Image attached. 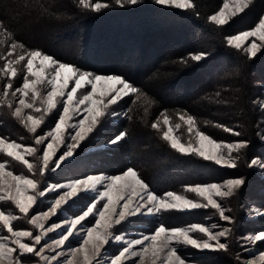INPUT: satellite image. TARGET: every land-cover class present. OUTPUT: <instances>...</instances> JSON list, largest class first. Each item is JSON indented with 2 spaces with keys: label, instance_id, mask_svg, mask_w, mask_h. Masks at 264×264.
Masks as SVG:
<instances>
[{
  "label": "snow or ice",
  "instance_id": "obj_1",
  "mask_svg": "<svg viewBox=\"0 0 264 264\" xmlns=\"http://www.w3.org/2000/svg\"><path fill=\"white\" fill-rule=\"evenodd\" d=\"M139 2L140 0H114V4L121 8ZM154 2L157 5L182 10H195L197 7L195 0ZM74 3L83 10L97 13L112 6L101 0H74ZM254 6L255 0H224L223 6L207 19L216 26H230L234 18ZM0 36L5 38L0 39V44L6 43L7 40L12 41L6 56L0 57L6 61L3 68H0V76L7 78V83L0 92V106H6L11 110L12 117L34 135L36 145L25 146L0 136V154L25 165L33 177L38 174L43 178L47 172H55L67 164L81 142L96 130L102 117L117 115L112 106L117 105L125 97H135L133 100L135 103L141 96L146 95L122 74L94 73L72 63L63 62L40 49H28L23 42L15 40L14 33L5 28L3 21H0ZM223 40L226 46L245 53L248 59L255 58L257 53L264 49V12L260 14L258 23L251 30L226 33ZM246 41L249 43L246 44ZM17 48L21 51L14 58H8L13 57ZM208 55L209 53L205 51L190 52L180 59V63L186 66L190 61L198 64ZM22 62V84L14 88L13 78L18 76L17 66ZM38 86H43L47 90L46 95ZM17 94L18 103L14 106ZM26 109L32 111L25 113ZM81 111L86 115L78 123H70ZM49 114L53 119L48 123L53 126L41 134L38 129H41L42 125L48 126L45 117ZM161 116L163 124L168 126L162 138L171 148L183 155H194L216 165L236 169L243 158L242 153L250 145L247 139L218 141L196 127L194 116L183 113L179 115V119L188 126L189 133L194 131L195 136L194 142L189 141L185 145L179 137H174L170 117L166 113H161ZM180 126L176 124L175 129H179ZM151 127L159 128V120L152 123ZM216 127L223 128L225 132L235 137L243 135L230 127L219 124ZM69 128L75 129L71 143L65 138ZM126 135L125 131H121L109 143L116 144ZM257 135L264 140V134ZM26 157H34L36 162ZM247 166H259L264 169V160L259 157L252 158ZM6 167H10L7 161H0V202H10L24 218H27V222L33 228L40 231L34 234L29 230H16L13 221L20 217L13 211L0 210V226L10 234V237L0 235V264H33L32 256L39 257L45 264H52V261H56V264H146V261L150 264H187V258L180 251L182 246L227 252L229 244L221 242V237H227L231 229L225 227L213 232V229L218 227L217 224L208 227L201 223H190L186 227H172L161 221L151 235L131 239L126 238L121 232L123 225L133 217L156 216L172 210L211 208L216 210L221 220L231 223L232 217L226 214L231 212V209L225 208L216 198L223 200L232 197L246 184L245 177L237 176L220 183L197 184L186 189L201 197L206 201L204 203L171 191L165 192L162 196L158 195L150 189L138 171L131 167L118 175H89L68 183L50 185H44L40 180L30 178L28 175L15 174L13 170H6ZM65 189L63 195L57 192ZM46 192L57 193L58 198L51 203L47 212L40 211L38 214L30 215V210L35 213L34 206L40 203L39 198L45 197ZM90 193L94 195L89 197ZM81 194L88 199V203L84 205L81 214L76 215L71 221H65L59 238L53 241L56 248L66 249V252L62 250L54 256L43 255L46 248H52V244L45 243L40 246L42 240L48 233L62 228L61 224L52 223L45 229V221H48L50 216L57 215L61 205L74 197L79 199ZM251 211L264 216V210L260 208H253ZM85 223L91 226L85 227ZM197 233L200 235H194ZM73 237L77 238V246L70 243V238ZM244 239L252 244L264 243V230L249 234ZM113 242L120 244V248L116 254L104 259L105 246ZM245 251L252 254L250 249L245 248ZM259 260L264 261V251H260ZM245 264H256V261L250 260Z\"/></svg>",
  "mask_w": 264,
  "mask_h": 264
},
{
  "label": "trees",
  "instance_id": "obj_2",
  "mask_svg": "<svg viewBox=\"0 0 264 264\" xmlns=\"http://www.w3.org/2000/svg\"><path fill=\"white\" fill-rule=\"evenodd\" d=\"M101 2L112 6L97 13L83 10L74 0H0V21L28 49H40L94 73L122 74L146 94L135 103V97L121 100L123 118L105 128L112 136L125 131L126 137L110 147L107 154H85L79 163L103 159L111 172L134 168L157 193L243 176L246 184L238 191L237 199L259 198L255 186L262 178L256 166L247 165L255 157L264 160V140L257 135L264 134V49L248 59L245 53L226 46L223 37L254 27L264 12V0H255L254 7L224 27L207 19L222 7L224 0H195V10L157 5L154 0H140L123 8L114 0ZM111 38L116 40L109 42ZM11 42L0 44V57L6 56ZM20 51L17 48L8 58ZM126 51L133 56L128 58L133 65L121 55ZM199 51L209 55L198 64L180 63L182 57ZM101 52L104 57L92 56ZM5 62L0 59V68ZM17 67L14 88L22 84L23 62ZM5 83L7 78L0 76V92ZM161 113H166L172 122L179 121L180 114L192 115L196 127L218 141L249 140L239 167H222L171 148L162 138L160 122L159 128L151 127L163 118ZM218 124L243 135L235 137L216 127ZM0 136L24 144L32 143L33 138L6 106H0ZM181 140L186 143L188 138ZM155 165L161 169L170 166L181 175H161ZM161 176L168 179L156 184Z\"/></svg>",
  "mask_w": 264,
  "mask_h": 264
},
{
  "label": "rangeland",
  "instance_id": "obj_3",
  "mask_svg": "<svg viewBox=\"0 0 264 264\" xmlns=\"http://www.w3.org/2000/svg\"><path fill=\"white\" fill-rule=\"evenodd\" d=\"M223 6V5H222ZM251 30V29H248ZM121 38V37H120ZM119 38V39H120ZM255 38H250L253 40ZM115 38H111L108 41L113 42ZM249 43L246 41V44ZM259 43V41H257ZM101 45V44H99ZM103 47V45H102ZM71 48V47H70ZM104 48V47H103ZM91 54V53H90ZM93 54V53H92ZM123 57H126V63L133 65L132 61L129 60V57H133L130 52L126 51L124 54H121ZM90 58L94 57H104V52L97 53L96 55L93 54L88 55ZM116 57L121 58L118 54ZM118 58V59H119ZM123 59V58H122ZM129 60V61H128ZM140 67V66H137ZM103 74V73H98ZM41 88V91L44 92L46 95V89L43 86H38ZM18 97L16 99V103H18ZM83 106H81V109ZM112 109L117 113V115H107L101 118V123L97 126L96 130L93 133L89 134L88 138L81 142L80 146L76 149L73 158H71L67 164H65L60 169H57L55 172H47L43 178H41L38 174L33 177L32 173H29L27 167L20 162L13 161L11 158L7 157L4 154H0V161H7L8 166L6 170H13L15 174H24L28 175L30 178H35L41 181L44 185H50L55 183H68L74 179H83L89 175H118L120 174L123 169L119 172H111V166L107 164V161L103 159L95 160L92 159L90 163H79L82 160L85 154H93L94 156H98V154H107L108 149L114 144H110L109 141L114 138L109 132H106V129L113 124L117 123L123 118V113L119 108V103L117 105L112 106ZM32 110L26 109L25 113H29ZM34 115H40L39 113H32ZM86 115L83 111L76 114L70 123L76 124L83 116ZM53 119V116L49 114L45 117L46 124L48 125L45 127L44 125L41 126V129H38V132H46L48 127L53 126L51 123H48ZM160 126L164 129V131L168 130V126L163 124V118L159 119ZM171 125L173 126V135L174 137H179L181 139H185L187 145L189 141L195 140L194 131L192 133L188 132V126L181 120L174 122L170 121ZM180 124L179 129H175V125ZM106 128V129H105ZM264 130V129H263ZM188 133V134H186ZM75 134V129L69 128L65 133V138L68 143H71V136ZM32 143L28 142L29 144H23L25 146H33L35 147L34 143V135L32 134ZM182 137V138H180ZM9 141V140H8ZM183 143V142H182ZM43 147V146H41ZM63 151V149H61ZM42 154V153H40ZM27 159L33 161L34 157H26ZM87 165V166H86ZM159 166L155 165V170H159L161 175H168V177H178L181 175L179 170L171 169V167H167L166 169L158 168ZM257 175L262 178L260 182L256 181L257 185L255 186L258 191L259 198H245V199H237V194L221 200L220 198H216L225 208L231 209V212H227V215L232 217V222L229 223L227 221H223L219 218L218 213L216 210L207 208V209H190L184 211L172 210L169 212H163L157 214L156 216H137L133 217L129 220V222L123 225V231L121 232L126 238H141L143 235H151L153 229L158 225V222L165 223L166 226H180L186 227L190 223H201L205 226L210 227L212 224H217L218 227L213 229V232L220 231L222 228H230L231 233L227 237H221V242L229 244V250L225 251H213V250H199L193 249L191 247H181V253L187 258V264H245V262L250 260H255L256 264H264V261L259 260L260 251H264V243L257 242L256 244H252L251 242L244 239L249 234L256 233L258 231L264 230V216L258 215L251 211L253 208H260L264 210V169H261L259 166H256ZM163 173V174H162ZM160 177V175H159ZM162 179L158 178L156 184H161L164 180L168 179L161 176ZM165 178V179H164ZM228 179V178H226ZM225 180V179H224ZM223 181V180H222ZM220 181V182H222ZM220 182H207V183H220ZM197 184H206V183H194L190 185H185L180 191H171L176 193L177 195L185 196L189 199H195L201 202L206 203L201 197L197 196L195 193L188 192L186 189L190 186H195ZM151 189V188H150ZM101 190H103L101 188ZM65 190H57L59 195H63ZM256 191V190H255ZM156 192V191H155ZM169 192V191H167ZM157 193V192H156ZM163 193H157L158 195H163ZM238 193V192H237ZM94 195V193H90L89 197ZM58 198L57 193L46 192L45 197L39 198L40 203L35 207V213L31 212V214H38L40 211L47 212L52 202ZM237 200V203L235 202ZM88 203V199H85L83 194H81L80 198H72L66 204L61 205V209H58L57 215L50 216L48 221H45V229L50 227L52 223H59L61 224L62 228L57 229L54 232L48 233V235L42 240L41 245L43 246L45 243L52 244V248L45 249L43 255L47 256H54L60 251H65L66 249L56 248L55 244L53 243L54 240L59 238L63 227L65 226V221H71L75 218L76 215L81 214L84 205ZM7 209L9 211H13L19 219L13 221V224L16 230H29L33 231L34 234H37L40 230L33 228L31 224L27 222V218H24L23 214L19 213L18 209L14 208V205H11L10 202H0V210ZM30 218V216H29ZM91 226L85 223V227ZM79 228V226H77ZM119 227V226H118ZM0 235H8L7 230L0 226ZM200 235V234H194ZM206 238V237H205ZM27 242V238H25ZM10 242V241H9ZM70 243L72 246H77V238L73 237L70 238ZM11 246V245H10ZM37 246V247H40ZM120 244L118 243H110L109 245L105 246L104 250V259L110 258L113 254H116L118 249L120 248ZM245 248L251 250V255L249 251H245ZM227 253V255H225ZM240 257L239 259L237 257ZM31 260L33 264H45L43 260L39 257L32 256ZM52 264H56V261H52ZM146 264H150V262L146 261Z\"/></svg>",
  "mask_w": 264,
  "mask_h": 264
}]
</instances>
